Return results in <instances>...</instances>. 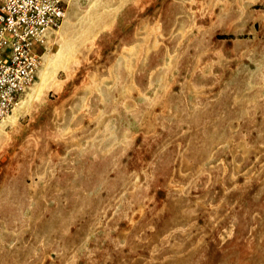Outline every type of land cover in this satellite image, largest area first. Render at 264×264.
<instances>
[{
  "label": "rangeland",
  "instance_id": "rangeland-1",
  "mask_svg": "<svg viewBox=\"0 0 264 264\" xmlns=\"http://www.w3.org/2000/svg\"><path fill=\"white\" fill-rule=\"evenodd\" d=\"M63 2L0 126V264H264V0Z\"/></svg>",
  "mask_w": 264,
  "mask_h": 264
},
{
  "label": "built area",
  "instance_id": "built-area-1",
  "mask_svg": "<svg viewBox=\"0 0 264 264\" xmlns=\"http://www.w3.org/2000/svg\"><path fill=\"white\" fill-rule=\"evenodd\" d=\"M67 15L63 0H0V126L36 82L48 37Z\"/></svg>",
  "mask_w": 264,
  "mask_h": 264
},
{
  "label": "bare ground",
  "instance_id": "bare-ground-1",
  "mask_svg": "<svg viewBox=\"0 0 264 264\" xmlns=\"http://www.w3.org/2000/svg\"><path fill=\"white\" fill-rule=\"evenodd\" d=\"M43 81H44V78H43Z\"/></svg>",
  "mask_w": 264,
  "mask_h": 264
},
{
  "label": "trees",
  "instance_id": "trees-1",
  "mask_svg": "<svg viewBox=\"0 0 264 264\" xmlns=\"http://www.w3.org/2000/svg\"><path fill=\"white\" fill-rule=\"evenodd\" d=\"M222 39H225V38H222Z\"/></svg>",
  "mask_w": 264,
  "mask_h": 264
}]
</instances>
